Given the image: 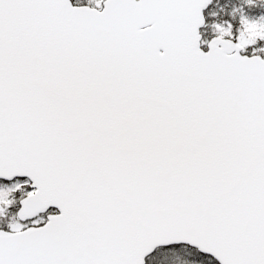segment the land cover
<instances>
[{
    "label": "snow or ice",
    "instance_id": "obj_1",
    "mask_svg": "<svg viewBox=\"0 0 264 264\" xmlns=\"http://www.w3.org/2000/svg\"><path fill=\"white\" fill-rule=\"evenodd\" d=\"M0 264H264V0H0Z\"/></svg>",
    "mask_w": 264,
    "mask_h": 264
}]
</instances>
